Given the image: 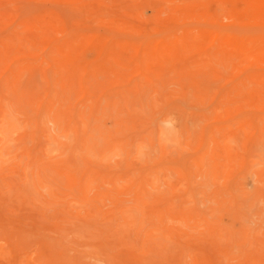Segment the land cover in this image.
I'll return each instance as SVG.
<instances>
[{"label": "rangeland", "instance_id": "1", "mask_svg": "<svg viewBox=\"0 0 264 264\" xmlns=\"http://www.w3.org/2000/svg\"><path fill=\"white\" fill-rule=\"evenodd\" d=\"M0 264H264V0H0Z\"/></svg>", "mask_w": 264, "mask_h": 264}]
</instances>
